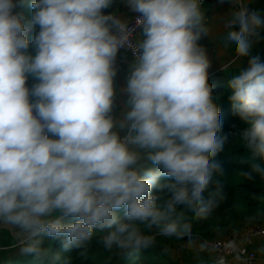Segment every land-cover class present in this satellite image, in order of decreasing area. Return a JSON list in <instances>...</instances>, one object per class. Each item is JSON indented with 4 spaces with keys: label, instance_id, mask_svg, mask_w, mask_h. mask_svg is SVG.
I'll return each mask as SVG.
<instances>
[{
    "label": "clouds",
    "instance_id": "clouds-1",
    "mask_svg": "<svg viewBox=\"0 0 264 264\" xmlns=\"http://www.w3.org/2000/svg\"><path fill=\"white\" fill-rule=\"evenodd\" d=\"M112 2L0 0V226L33 264H68L51 242L81 256L95 240L131 257L156 235L192 248L191 221L223 199L217 157L231 133L219 135L198 43L209 34L203 0H122L138 31L105 14ZM231 3L223 40L249 57L228 79L243 124L235 144L252 161L239 175L264 180V62L251 55L264 10ZM125 47L134 60L117 119L114 65Z\"/></svg>",
    "mask_w": 264,
    "mask_h": 264
},
{
    "label": "trees",
    "instance_id": "trees-1",
    "mask_svg": "<svg viewBox=\"0 0 264 264\" xmlns=\"http://www.w3.org/2000/svg\"><path fill=\"white\" fill-rule=\"evenodd\" d=\"M122 4V0H113L112 5L104 10L105 14L116 12ZM256 9L264 10V0H260ZM260 38L255 55H259L264 62V32L261 33ZM238 71L239 67L227 68L224 71H217L209 79V83L213 86V96L220 107L223 128L219 135L226 133L231 135L224 144V151L217 157L225 172L224 176L220 177L224 184L223 199L207 218L191 221L192 239L197 240V243L199 239L225 237L233 230L240 229L251 222L264 223V180L258 176L249 180L239 175L242 170L250 168L252 161L245 149L235 144L236 135L243 124L239 117L233 114L231 103L227 98L230 94L228 79ZM26 83L31 86L33 81L29 78ZM153 234L155 235V230ZM169 238L181 240L176 237L156 235V243L152 248L141 250L131 257L109 253L95 240L85 256L75 251L64 252L59 242H51L50 252L51 254L59 252L62 256L69 257L68 264H226L206 255L203 250H199L198 246L196 249L185 247L190 252L187 259L176 258L171 253ZM11 252L8 258L6 255L0 258V264H33L31 257L19 255L18 248H13ZM193 252L203 253L205 256Z\"/></svg>",
    "mask_w": 264,
    "mask_h": 264
},
{
    "label": "crops",
    "instance_id": "crops-1",
    "mask_svg": "<svg viewBox=\"0 0 264 264\" xmlns=\"http://www.w3.org/2000/svg\"><path fill=\"white\" fill-rule=\"evenodd\" d=\"M248 1V0H245ZM260 0L257 2V4ZM237 7V4L233 5V8ZM202 8L205 10V15L207 19V24L209 28V34L202 36L198 43L203 46L210 59L209 67V79L217 71H223L227 68H246L248 66L249 57H236L235 46L227 47L224 43L223 38L219 37L225 33L227 29L226 20L232 10L231 0H205L202 3ZM129 7L126 4H122L116 13L123 19L127 20L132 13L128 12ZM259 31V37L261 35V30ZM260 39L254 43L251 55L256 53V45L260 42ZM233 59V60H232ZM133 58L126 53H120L117 55V64L115 65L116 75L114 77V87L117 90V94L114 101L113 116L114 118H119L124 107V101L126 100V95L121 91L126 85V79L129 75L130 65L133 62ZM123 135V134H122ZM0 258L4 255L8 258L11 255V250L16 242V237L7 227L0 226ZM4 249H8L5 251Z\"/></svg>",
    "mask_w": 264,
    "mask_h": 264
},
{
    "label": "built area",
    "instance_id": "built-area-1",
    "mask_svg": "<svg viewBox=\"0 0 264 264\" xmlns=\"http://www.w3.org/2000/svg\"><path fill=\"white\" fill-rule=\"evenodd\" d=\"M205 0H203L204 2ZM259 0H239L237 7L240 5L246 6L251 9H256L257 2ZM202 2V3H203ZM137 13H133L128 19V27L132 28L134 31L139 29L136 27V16ZM126 53L134 59L133 53L130 49L126 47L120 49L118 54ZM117 54V55H118ZM236 55L233 59H235ZM232 59V60H233ZM117 64V57L115 60V65ZM114 65V66H115ZM260 222H251L244 227L238 233L232 232L229 235L221 238L213 239H199L198 247L200 244H204V252L206 255L210 256L214 260L226 263V264H264V253L256 249L255 247L248 246L247 239L251 242L253 239L264 236V225Z\"/></svg>",
    "mask_w": 264,
    "mask_h": 264
},
{
    "label": "rangeland",
    "instance_id": "rangeland-1",
    "mask_svg": "<svg viewBox=\"0 0 264 264\" xmlns=\"http://www.w3.org/2000/svg\"><path fill=\"white\" fill-rule=\"evenodd\" d=\"M128 12H130L132 14L134 13L130 9ZM261 32L263 33L264 29H261ZM121 134H123V132ZM256 222H258V221H256ZM260 224H261V222H260ZM262 225H264V223ZM1 227H3V226H1ZM0 229H2V228H0ZM240 230L241 229H236V230H233L232 232L238 233V231H240ZM219 237H221V236H219ZM168 242L170 243L171 253L174 257L185 260L190 256V252H188V250L185 248V247H187V239L174 240L172 238H169ZM247 243H248V246L250 245L252 247H255L256 249H258L260 251L261 248H264V236L259 237L257 239H253V240H251V242L249 241V239H247ZM198 245L199 244L197 243V240H195L193 243L192 249H196ZM193 253L198 254L200 256L204 255L203 253H202L203 254L202 255L198 252H193ZM262 253H264V252H262ZM232 264H235V263H232Z\"/></svg>",
    "mask_w": 264,
    "mask_h": 264
},
{
    "label": "water",
    "instance_id": "water-1",
    "mask_svg": "<svg viewBox=\"0 0 264 264\" xmlns=\"http://www.w3.org/2000/svg\"><path fill=\"white\" fill-rule=\"evenodd\" d=\"M228 31V30H227ZM226 31V32H227ZM226 32L225 33H223L220 37H219V39H222L223 38V36L226 34Z\"/></svg>",
    "mask_w": 264,
    "mask_h": 264
}]
</instances>
